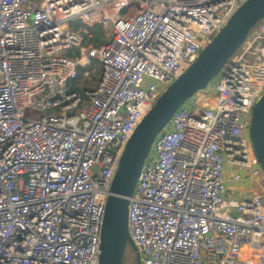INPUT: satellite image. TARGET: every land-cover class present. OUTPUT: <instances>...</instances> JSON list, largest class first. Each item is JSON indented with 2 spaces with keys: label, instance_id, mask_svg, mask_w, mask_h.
<instances>
[{
  "label": "built area",
  "instance_id": "2783aa9c",
  "mask_svg": "<svg viewBox=\"0 0 264 264\" xmlns=\"http://www.w3.org/2000/svg\"><path fill=\"white\" fill-rule=\"evenodd\" d=\"M245 1L0 0V264H98L125 144ZM74 21L99 26L103 44L83 43L92 35ZM93 62L96 86L74 85ZM263 94L264 19L154 139L128 206L141 264H264V173L249 140Z\"/></svg>",
  "mask_w": 264,
  "mask_h": 264
},
{
  "label": "water",
  "instance_id": "95a60500",
  "mask_svg": "<svg viewBox=\"0 0 264 264\" xmlns=\"http://www.w3.org/2000/svg\"><path fill=\"white\" fill-rule=\"evenodd\" d=\"M262 19L264 0H247L241 4L187 69L159 95L137 124L124 146L105 202L98 264H123L126 245L134 252L135 264H141L139 253L128 234V206L152 143L175 111L196 92L204 90L223 71L251 29ZM249 140L264 173V94L251 111Z\"/></svg>",
  "mask_w": 264,
  "mask_h": 264
},
{
  "label": "rangeland",
  "instance_id": "374dc122",
  "mask_svg": "<svg viewBox=\"0 0 264 264\" xmlns=\"http://www.w3.org/2000/svg\"><path fill=\"white\" fill-rule=\"evenodd\" d=\"M70 28L73 30V31H77V30H81V29H85L86 32L88 34H91L92 35V38L93 37H99L101 39L102 42L105 41V36L103 35V32L101 30V28L99 26H94V27H83L79 21H74V22H71L70 23ZM86 36L85 34L82 33V36ZM87 37V36H86ZM91 38V39H92ZM90 39V40H91ZM90 40L88 39V41L85 43V44H91L93 45ZM93 64H95V62L92 63V67H93ZM100 67V66H99ZM99 75H100V72H96L94 67H93V71L91 72L88 80L91 82L89 85L91 87H95L96 84H97V81L99 79ZM216 80L213 79V81ZM192 103V101H191ZM195 104V103H194ZM131 252L132 250L130 249V247L128 245H126V248H125V253H124V258H123V264H134L133 263V260H132V255H131Z\"/></svg>",
  "mask_w": 264,
  "mask_h": 264
},
{
  "label": "trees",
  "instance_id": "16d2710c",
  "mask_svg": "<svg viewBox=\"0 0 264 264\" xmlns=\"http://www.w3.org/2000/svg\"><path fill=\"white\" fill-rule=\"evenodd\" d=\"M83 37V43H86L88 41V38L86 36H82ZM91 39V38H90ZM89 39V40H90ZM90 42L93 44V46L95 47H99L103 44V42L101 41V39L99 37H93ZM93 67L95 69L96 72H100V67L98 66V64H93ZM92 67V69H93ZM91 82L89 80H84L82 81V73L81 70L78 71V76H77V80L74 82V85L76 84H80L81 88L84 89L86 88V86H88ZM90 86V85H89Z\"/></svg>",
  "mask_w": 264,
  "mask_h": 264
},
{
  "label": "crops",
  "instance_id": "0c3cea01",
  "mask_svg": "<svg viewBox=\"0 0 264 264\" xmlns=\"http://www.w3.org/2000/svg\"><path fill=\"white\" fill-rule=\"evenodd\" d=\"M227 186H228L230 195L235 198L245 196L249 190V185L246 183V181L239 183V184H234V183L229 182Z\"/></svg>",
  "mask_w": 264,
  "mask_h": 264
}]
</instances>
